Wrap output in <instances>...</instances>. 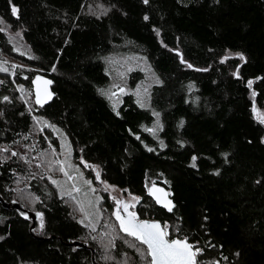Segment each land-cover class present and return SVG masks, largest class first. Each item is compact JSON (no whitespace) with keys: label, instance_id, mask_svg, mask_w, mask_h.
I'll list each match as a JSON object with an SVG mask.
<instances>
[{"label":"trees","instance_id":"1","mask_svg":"<svg viewBox=\"0 0 264 264\" xmlns=\"http://www.w3.org/2000/svg\"><path fill=\"white\" fill-rule=\"evenodd\" d=\"M7 29L21 33L27 53ZM129 44L161 79L152 95L158 137L132 95L115 111L100 93L104 58ZM2 67L0 195L34 212L21 192L33 195L43 219L32 229L0 203V264L151 260L119 226L93 230L74 214L42 170L50 141L58 145L48 127L37 132L41 118L65 130L75 160L97 166L99 180L140 197V217L200 249L197 264H264V0H0ZM38 73L54 81L45 107L20 96L23 86L33 93ZM153 186L166 189L171 211L150 196ZM103 201L111 210L106 193Z\"/></svg>","mask_w":264,"mask_h":264},{"label":"rangeland","instance_id":"2","mask_svg":"<svg viewBox=\"0 0 264 264\" xmlns=\"http://www.w3.org/2000/svg\"><path fill=\"white\" fill-rule=\"evenodd\" d=\"M92 10L98 13L103 11L106 13L107 11L103 6H95ZM6 32L17 52H28L20 32H14L10 29H7ZM104 62L109 82L100 89L101 95L115 111L119 110L127 95H132L141 108L153 115L154 122L149 130L157 136L163 128V118L161 111L152 104V95L153 89L161 83V79L156 73L151 59L143 50L129 44L106 55ZM6 63L11 64L14 61L6 59ZM20 93L21 99L26 103L34 102V94L26 87L23 86ZM257 117L264 122V111H258ZM47 127L51 130L50 133L58 145V149L54 142L50 141L49 150L40 158L42 170L50 174L51 178L53 177L52 180L55 181L60 192L68 198L74 214L80 221H83V224L97 230L100 224L105 222L104 225H108V233L114 234L116 232L115 226L120 227L117 213L121 217L123 212H127L135 214L139 220L145 219L140 217L139 213L140 197L99 180L101 175L97 166L75 160L71 142L64 129L54 124L51 125L43 118L38 120L36 124L38 133L43 132ZM105 193L112 202L111 210L103 201V194ZM21 194L25 206L37 212L34 196L25 191H22ZM81 208L84 209L83 212L80 210ZM168 230L169 228L166 227L167 234L169 233Z\"/></svg>","mask_w":264,"mask_h":264},{"label":"snow or ice","instance_id":"3","mask_svg":"<svg viewBox=\"0 0 264 264\" xmlns=\"http://www.w3.org/2000/svg\"><path fill=\"white\" fill-rule=\"evenodd\" d=\"M147 3V0H145ZM17 10L13 8L15 13ZM147 19V17H146ZM243 59V57H241ZM5 69L0 68V71ZM45 83H51L45 81ZM251 85V81H249ZM7 99V97H5ZM39 103V99L37 100ZM15 155V153H13ZM67 174V173H66ZM55 183V181H53ZM133 199H136L133 197ZM157 202L160 200L157 198ZM170 201L164 206L171 211ZM127 207V205H125ZM82 212L83 208L80 209ZM38 215H40L38 213ZM117 219L120 220V229L126 235L133 237L136 241L146 245L147 255L151 256L149 264H197L196 256L200 253V249H194V245L188 243L187 240L167 239V232L164 228L156 222H148L139 220L135 214H129V219L125 220L119 213L116 214ZM87 218V214H86ZM83 221H81L82 223ZM94 230V229H93Z\"/></svg>","mask_w":264,"mask_h":264},{"label":"water","instance_id":"4","mask_svg":"<svg viewBox=\"0 0 264 264\" xmlns=\"http://www.w3.org/2000/svg\"><path fill=\"white\" fill-rule=\"evenodd\" d=\"M45 81H50L51 83H45ZM53 85H54L53 79L46 76V75L38 73L33 77L32 89H33V93H34L35 103L38 106L45 107V106H47L53 102V100L56 97V94L53 91ZM38 99L40 101L39 103L37 102ZM150 196L156 202H157V198H159V200H160L159 203L162 205H164L165 203H167L169 201L171 202L169 207H171L173 205V202L170 199L168 192L166 191V189H164L162 187H159V186L151 187ZM0 203L4 209H6V210L14 209V210L18 211L24 219L32 221V229L36 228L38 221H40V223H42L43 217L40 213H39L40 215H38V213H35V212H32V211L26 209L22 204H20L18 202L8 203L0 195ZM129 214H131V213L123 212L122 218H124L125 220L129 219ZM141 221L156 222V223H159L162 228H164L163 224L159 220H156V219H144ZM167 239H169V238L167 237ZM176 239H180V238H176ZM180 240H186V239H180ZM188 243L191 244L189 241H188ZM70 246L77 247V248H84V247L86 248L87 247L86 244H83V243L77 242V241L70 244ZM193 250L195 251V248Z\"/></svg>","mask_w":264,"mask_h":264}]
</instances>
